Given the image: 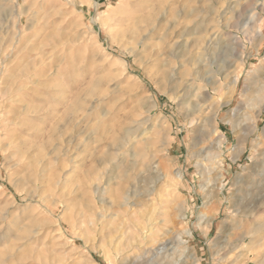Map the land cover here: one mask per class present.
Segmentation results:
<instances>
[{
    "label": "rangeland",
    "instance_id": "rangeland-1",
    "mask_svg": "<svg viewBox=\"0 0 264 264\" xmlns=\"http://www.w3.org/2000/svg\"><path fill=\"white\" fill-rule=\"evenodd\" d=\"M141 1L190 92L112 40L126 0H0V264H264V0Z\"/></svg>",
    "mask_w": 264,
    "mask_h": 264
},
{
    "label": "bare ground",
    "instance_id": "bare-ground-1",
    "mask_svg": "<svg viewBox=\"0 0 264 264\" xmlns=\"http://www.w3.org/2000/svg\"><path fill=\"white\" fill-rule=\"evenodd\" d=\"M143 5H144V1H141V0H126V5L124 7H122L119 10V12H117V14H116V16L119 14L120 17L115 18V19L113 17H111L109 19V21H103L102 25L104 27H107V29H108L111 37H112V40L114 42L118 43L120 40H122V39H120V37L128 38L129 44L131 45V47L128 48L129 52L132 55H134L135 57H138L139 62L142 63L143 65H145V64L150 65V67L156 71V73L160 76V78L163 81L171 80L174 83L176 89L182 88L183 91L190 92V89H192L191 87L194 86V83L196 81V76H195L196 72L193 69V66H196V64H198V62H199L198 61L200 59L199 58L200 54H198L199 52L196 53V54H198L197 57L194 54V56L196 58L192 56L195 59H193V58L187 59V57L189 56V53L191 54V52H192V51L189 52V50H190L189 46L186 43L181 44L182 41H180V45L177 44L179 42V40H178V42H176L175 40H176V37L179 38L180 34L178 36L175 34V37L172 38V41H169V39H171V37L168 36V32L163 33V34L160 33L158 41L154 44V48H155L154 52H152V51L147 52L148 50H146V47L151 46V44L149 43L151 41V38H149L148 36L151 35V33L154 31L155 23H156L154 19L156 16H155V14H153V12L137 16L136 15L137 11H135V10L142 8ZM159 25L160 24H157V29H158ZM184 31H186V30H184ZM183 34H184V32H183ZM188 34H190V33H188ZM184 36L186 37V35H184ZM181 37L179 39H181ZM185 37H182V38H185ZM184 40H186V38ZM197 40L198 39H196L195 42ZM186 41H187V43H190L188 41V39ZM199 41L201 42V40H199ZM199 41H197L195 43L196 46H198L197 43ZM167 42L169 43L168 48L165 46L167 44ZM140 46L144 47V50L138 52L137 48ZM194 52H192V53H194ZM185 56H187L186 59H185ZM180 57L183 58L184 61L181 60V61L175 63V60L177 58H180ZM190 57H191V55H190ZM154 58H156V60H154ZM153 61L155 62V64H153ZM121 64L123 67L122 70L124 72H126L127 71L126 63L122 61ZM110 65H111V63H110ZM178 66L181 67L180 71L178 70L180 68ZM189 67H192V69L194 70V71L192 70L193 73H191ZM200 67H202V66H200ZM182 68H183V70H182ZM199 72H201V71H199ZM188 78H190V79H188ZM236 79L237 78H235L233 84H235V82L237 81ZM250 89H248L247 91H249ZM258 90L255 89V92L256 91L258 92ZM258 94L260 95L261 100L258 101L259 98H257L258 97L257 96L256 97L257 101H256V99H255V101L258 102L259 104H260V102L264 103V101H263L264 100V89H261L258 92ZM263 106H264V104H263ZM130 135L131 134L129 131H125V133H124L125 137H129ZM203 138H204V136H203ZM199 140H204V139H202V137H201V138H199ZM117 145L119 147H121L123 145V143L121 141H119V143ZM120 161H123V160L120 159ZM178 177L181 178V175L180 176L178 175ZM108 183H109V181L108 182L105 181L104 186L107 185ZM106 191H107V188L103 189L101 187H97L95 189V192H99V193L101 192L102 196H105ZM102 203H104V202H102ZM205 216H203V217H205ZM202 219H204V218H202ZM206 220H208V217H206ZM205 222H208V221H205ZM209 222H211L210 219H209ZM144 239L147 240V238H144ZM130 246H133V243H131ZM164 248H165V246H163L161 250H164ZM133 264H139V262L134 261ZM166 264H171V263L168 262Z\"/></svg>",
    "mask_w": 264,
    "mask_h": 264
}]
</instances>
